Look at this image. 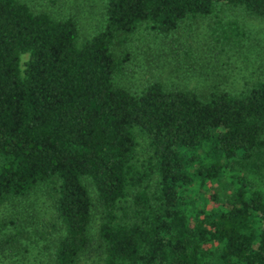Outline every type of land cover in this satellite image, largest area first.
I'll return each mask as SVG.
<instances>
[{
  "label": "trees",
  "instance_id": "16d2710c",
  "mask_svg": "<svg viewBox=\"0 0 264 264\" xmlns=\"http://www.w3.org/2000/svg\"><path fill=\"white\" fill-rule=\"evenodd\" d=\"M103 2L79 39L71 15L0 0V204L48 199L46 264L91 249L103 264H264V77L132 89L114 50L142 24L170 32L222 6L264 17V0ZM16 222L0 219V264L27 251Z\"/></svg>",
  "mask_w": 264,
  "mask_h": 264
},
{
  "label": "rangeland",
  "instance_id": "374dc122",
  "mask_svg": "<svg viewBox=\"0 0 264 264\" xmlns=\"http://www.w3.org/2000/svg\"><path fill=\"white\" fill-rule=\"evenodd\" d=\"M24 1L32 9L45 10L54 16L71 15L77 23L79 39L102 25L103 0ZM217 12V16L185 18L170 32L140 25L123 43L114 45L118 55L127 56L116 81L132 89L157 78L199 91L211 86L235 91L254 78L264 77V17L249 15L235 7L222 6ZM217 18L219 23L215 21ZM231 24H235L234 30L229 29ZM142 146L138 137V148ZM227 187L224 178L216 184L220 193ZM14 216L18 217L17 229L26 230L21 243L27 250L16 264H46L47 240L39 238L38 230L49 229L45 222L53 217L48 199L33 194L0 204V219ZM75 264L103 263L91 249L85 250Z\"/></svg>",
  "mask_w": 264,
  "mask_h": 264
}]
</instances>
